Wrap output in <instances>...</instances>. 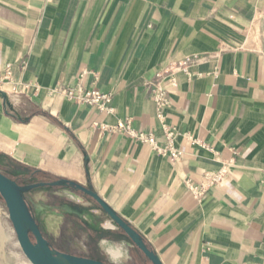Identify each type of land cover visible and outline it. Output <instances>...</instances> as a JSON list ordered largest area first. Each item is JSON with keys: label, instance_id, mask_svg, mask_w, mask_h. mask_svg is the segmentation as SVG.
Masks as SVG:
<instances>
[{"label": "crops", "instance_id": "0c3cea01", "mask_svg": "<svg viewBox=\"0 0 264 264\" xmlns=\"http://www.w3.org/2000/svg\"><path fill=\"white\" fill-rule=\"evenodd\" d=\"M263 11L264 0H0V67L15 81L0 84V171L94 191L163 264H264ZM167 71L176 162L114 131L130 119L168 143L152 94ZM71 87L112 94L113 112L52 93ZM224 164V182L196 198L186 181ZM25 197L53 248L148 261L84 193Z\"/></svg>", "mask_w": 264, "mask_h": 264}, {"label": "water", "instance_id": "95a60500", "mask_svg": "<svg viewBox=\"0 0 264 264\" xmlns=\"http://www.w3.org/2000/svg\"><path fill=\"white\" fill-rule=\"evenodd\" d=\"M1 93L6 97L3 92ZM42 187H69L91 197L151 264H163L140 233L123 220L94 191L65 179L21 185L0 171V197L8 209L9 219L19 246L31 264H113L62 252L52 247L50 241L44 237L40 224L25 197L28 192Z\"/></svg>", "mask_w": 264, "mask_h": 264}, {"label": "built area", "instance_id": "2783aa9c", "mask_svg": "<svg viewBox=\"0 0 264 264\" xmlns=\"http://www.w3.org/2000/svg\"><path fill=\"white\" fill-rule=\"evenodd\" d=\"M171 79L168 84H157V86L152 90L154 100L156 103L157 117L163 123L166 138L168 143L166 145L158 144L156 138L152 134H146L136 131L131 127L130 119L120 122L114 131H122L136 141L142 142L149 145L153 150L163 157H166L171 162H176L184 153L181 149L177 148L173 144V137L175 135L174 131L168 129L164 124V112L170 107L171 101L169 98L170 89L175 87L176 79L173 73L167 71ZM158 77L163 79L164 74H159ZM14 83V79L11 72V65H7L4 69L0 67V84L4 82ZM29 86L22 87L16 86L14 89L15 93L22 94ZM52 93H59L66 99L73 101L77 104L90 105L96 108L100 112L112 113L113 109L111 107L112 94L102 93L100 91H88L83 90L81 87L76 88H60L55 89ZM230 164H224L218 171L207 172L205 174V181L199 187L193 186L190 181H186V186L196 198L203 196L210 188L221 185L228 173Z\"/></svg>", "mask_w": 264, "mask_h": 264}, {"label": "rangeland", "instance_id": "374dc122", "mask_svg": "<svg viewBox=\"0 0 264 264\" xmlns=\"http://www.w3.org/2000/svg\"><path fill=\"white\" fill-rule=\"evenodd\" d=\"M263 17H264V11H263ZM0 240L3 241L0 242V264H31L24 255L21 247L19 246L16 233L9 219L8 209L1 197H0ZM144 264H151V263L147 261Z\"/></svg>", "mask_w": 264, "mask_h": 264}, {"label": "trees", "instance_id": "16d2710c", "mask_svg": "<svg viewBox=\"0 0 264 264\" xmlns=\"http://www.w3.org/2000/svg\"><path fill=\"white\" fill-rule=\"evenodd\" d=\"M31 176H32V174H29V175H28V179L31 178ZM12 179H13L14 181H16L18 184H21L20 177H16V178H12ZM31 211H32V209H31ZM32 213H33V211H32ZM40 228H41V231H42L44 237H45L47 240H49L48 235L44 232V230H43V228H42L41 225H40ZM31 237H32V236H31ZM32 239H33V241H35L33 237H32Z\"/></svg>", "mask_w": 264, "mask_h": 264}, {"label": "bare ground", "instance_id": "6f19581e", "mask_svg": "<svg viewBox=\"0 0 264 264\" xmlns=\"http://www.w3.org/2000/svg\"><path fill=\"white\" fill-rule=\"evenodd\" d=\"M47 212V211H46ZM47 221V220H46ZM3 241H4V239H3ZM2 240H0V242H3ZM2 244V243H1ZM4 256V255H3Z\"/></svg>", "mask_w": 264, "mask_h": 264}]
</instances>
